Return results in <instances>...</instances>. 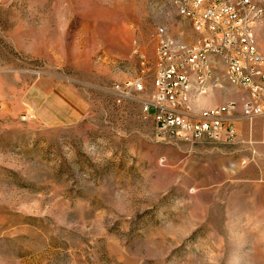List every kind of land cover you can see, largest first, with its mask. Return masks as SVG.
<instances>
[{"label": "rangeland", "instance_id": "374dc122", "mask_svg": "<svg viewBox=\"0 0 264 264\" xmlns=\"http://www.w3.org/2000/svg\"><path fill=\"white\" fill-rule=\"evenodd\" d=\"M159 29L199 37L172 0H0V264H264V113L230 143L159 138ZM224 80L191 110L241 114Z\"/></svg>", "mask_w": 264, "mask_h": 264}, {"label": "built area", "instance_id": "2783aa9c", "mask_svg": "<svg viewBox=\"0 0 264 264\" xmlns=\"http://www.w3.org/2000/svg\"><path fill=\"white\" fill-rule=\"evenodd\" d=\"M182 12L197 23L200 37L189 45L171 40L168 31L159 29L156 72L152 89L142 99L143 109L152 114L163 140L234 142L241 119L251 121L264 113V53L256 52V32L248 33L249 19L260 21L263 9L252 0H184ZM218 55H227V66H219ZM208 64H215V81H208ZM222 73L238 78L245 93L242 113H225V106H235L228 102L212 106L211 114L195 117L188 102H183L184 83L196 82L198 88V82H205L200 93L218 84ZM114 89L125 96L146 91L140 79L117 83Z\"/></svg>", "mask_w": 264, "mask_h": 264}, {"label": "bare ground", "instance_id": "6f19581e", "mask_svg": "<svg viewBox=\"0 0 264 264\" xmlns=\"http://www.w3.org/2000/svg\"><path fill=\"white\" fill-rule=\"evenodd\" d=\"M173 4L176 6L178 13L180 14V16L184 19H186L187 21L189 20L191 23L192 28L194 29V31L199 35L200 37V28L199 26H197V23H192V20H190V16H188V12H182L184 10V0H172ZM251 19H249V25H248V33H252L251 32ZM163 30V29H162ZM164 31V30H163ZM255 49L256 52L258 53H262V51L259 49L256 41H255ZM218 62L221 63L223 66H227L228 65V57L227 55H218ZM208 81H215L217 80V72L215 70V64H208ZM225 79L239 87V80L238 78L235 77H230V73H223ZM193 82H189V83H184V95H183V102H187V92L189 90V88L191 87ZM200 89H205V82H198ZM202 92H206V90H201ZM189 107V105H188ZM243 107H244V102H243ZM195 113V112H193ZM225 113L228 114H236V104L235 106H225ZM206 114H211V107L208 109H204L201 110L199 113H195V117H203Z\"/></svg>", "mask_w": 264, "mask_h": 264}]
</instances>
